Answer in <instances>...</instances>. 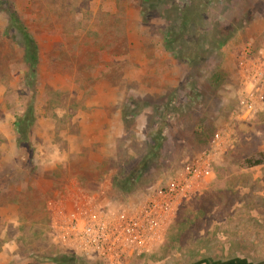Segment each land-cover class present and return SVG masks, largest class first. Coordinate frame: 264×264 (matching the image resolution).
I'll use <instances>...</instances> for the list:
<instances>
[{"label":"rangeland","instance_id":"1","mask_svg":"<svg viewBox=\"0 0 264 264\" xmlns=\"http://www.w3.org/2000/svg\"><path fill=\"white\" fill-rule=\"evenodd\" d=\"M208 1L210 28L240 30L219 49L203 44L212 55L199 51L187 76L165 47L169 24L159 13L191 0H0V264H55L44 257L69 251L50 240L52 208L76 194L116 192L117 180L153 145L147 133L166 105L172 115L187 106L196 116L168 125L144 181L182 169L228 123V72L260 59L264 0ZM12 16L39 48L33 82ZM216 71L226 82L206 97L204 85ZM260 90L264 100V79ZM210 113L213 122L201 128ZM236 130V147L214 165L204 190L181 204L163 244L132 264L264 259V110Z\"/></svg>","mask_w":264,"mask_h":264},{"label":"built area","instance_id":"2","mask_svg":"<svg viewBox=\"0 0 264 264\" xmlns=\"http://www.w3.org/2000/svg\"><path fill=\"white\" fill-rule=\"evenodd\" d=\"M256 74L243 80L237 117L241 120L261 112L259 98L264 79V49L256 62ZM232 127L215 132L210 145L184 161L165 186L151 195H135L122 206L108 198L76 194L52 208L50 240L61 249L105 264H132L163 244L170 222L181 204L201 193L208 174L222 156L236 147Z\"/></svg>","mask_w":264,"mask_h":264},{"label":"trees","instance_id":"3","mask_svg":"<svg viewBox=\"0 0 264 264\" xmlns=\"http://www.w3.org/2000/svg\"><path fill=\"white\" fill-rule=\"evenodd\" d=\"M197 1L198 0H191V3L182 7L173 4L167 13H159L161 18L167 20V24H169V29L165 34V47L168 51L175 55L180 63L187 67V76H190V73L192 76L195 64L199 61V51L208 52L212 55L211 51H205L203 44H208V48H213V50L219 49L232 38L231 36L233 33L240 30V28H238L237 30H234V32L232 30L219 33L221 31L218 32L217 30L212 29L213 27L210 28V26L207 25L208 19L204 18V15L209 14V10L207 9L209 1ZM218 1L219 0H215V2ZM224 15L227 16L226 13H224ZM10 21L12 30L19 31L20 33V37H17L18 44L24 50V63L31 72L30 75H28V78L31 82H33L36 78L35 72L39 62V48L27 30L17 25V21L14 16L11 17ZM230 32L232 33L228 34ZM217 35H220L221 37L216 38ZM202 37L206 38L207 41L201 39ZM197 47L200 49H196ZM225 82L226 74L224 72H213L208 82L204 85L208 87V89L205 88L204 92L206 97H209L208 92L211 93L213 90L220 89ZM199 102L202 109L205 107L209 109V107H211L210 105H207V101L205 102L203 100ZM186 107L177 108L174 115H172L169 105L164 107L163 114L159 119V126L156 129H151V131L147 133V138H149V141H151L153 145L146 149L142 157L138 158L135 169H133L124 179L117 180V184H115L116 192H111L109 194L107 192L106 195L108 197L106 198L117 206H122L135 195H151L165 186L166 180L169 177L159 180L161 172L159 175L157 174L154 176L150 174V178L152 180L150 182L147 180L144 181L142 173L153 159L160 157L156 152L162 149L164 141L169 135V132H166L168 125L172 128L178 126L182 122L193 121L195 119L196 115L192 114L194 112ZM215 111L217 110L214 109V113ZM213 114L210 113L206 119L201 122V128L213 122L214 119L212 118H215V115ZM213 130L214 128L211 127L210 135L213 133ZM20 146L23 147L24 143L21 142ZM177 172L172 175H175ZM44 261L55 264H105L102 259L89 260L79 256L71 250L61 252L56 256L44 257ZM189 264H264V259L250 261L248 258L241 256L217 258L214 255H208L202 257L200 256L191 261Z\"/></svg>","mask_w":264,"mask_h":264},{"label":"crops","instance_id":"4","mask_svg":"<svg viewBox=\"0 0 264 264\" xmlns=\"http://www.w3.org/2000/svg\"><path fill=\"white\" fill-rule=\"evenodd\" d=\"M256 64V63H255ZM254 66H251L248 64V62L246 60L242 61L241 65H240V68H238V70L236 69L235 72H233V70H230L228 72V75L231 79V84L228 86L227 85V89L230 90L231 94H232V98H233V106H234V111L231 113V116L229 118V121L228 123H226V125L223 127L224 129H226L227 127L230 126L231 124V127L235 130V132L237 133V130L236 128L239 127V126H245L246 124H248L250 121H255L256 118L262 113V110L261 112H259L258 114L252 116V117H249L247 119H239L237 117V109H238V106H239V102H240V98L243 96V93H244V90L242 89L243 88V80H248L247 78H252V76H254V74H256V69H257V65ZM228 77V76H227ZM261 91V90H260ZM231 98V99H232ZM259 98L262 100V105L264 107V100L262 98V94L260 92L259 94ZM248 122V123H247ZM229 125V126H227ZM220 162V161H218ZM217 164V163H216ZM214 168V166H213ZM214 170H212L209 174H208V177L209 179L208 180H211V177L213 176V173Z\"/></svg>","mask_w":264,"mask_h":264}]
</instances>
